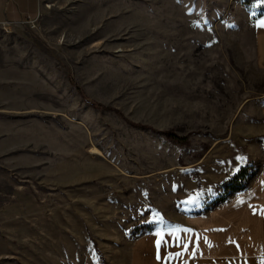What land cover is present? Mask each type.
<instances>
[{
    "label": "rangeland",
    "instance_id": "rangeland-1",
    "mask_svg": "<svg viewBox=\"0 0 264 264\" xmlns=\"http://www.w3.org/2000/svg\"><path fill=\"white\" fill-rule=\"evenodd\" d=\"M263 13L260 0H42L34 20L0 24V264H145L155 236L216 225L264 165ZM243 167L247 187L217 202Z\"/></svg>",
    "mask_w": 264,
    "mask_h": 264
},
{
    "label": "crops",
    "instance_id": "crops-1",
    "mask_svg": "<svg viewBox=\"0 0 264 264\" xmlns=\"http://www.w3.org/2000/svg\"><path fill=\"white\" fill-rule=\"evenodd\" d=\"M41 9L42 0H0V24L16 27L34 20ZM260 21L264 13L256 23L253 57L264 70ZM262 98L254 104L264 113ZM217 215L216 225H205L204 235L179 230L155 236L145 264H264V165L248 188L233 202L222 204Z\"/></svg>",
    "mask_w": 264,
    "mask_h": 264
},
{
    "label": "trees",
    "instance_id": "trees-1",
    "mask_svg": "<svg viewBox=\"0 0 264 264\" xmlns=\"http://www.w3.org/2000/svg\"><path fill=\"white\" fill-rule=\"evenodd\" d=\"M253 0H247V2H252ZM90 104L98 109H103V110H113L115 111L118 115L122 116L123 118H125V120L132 126L135 128H143V129H148L153 131L154 133H157L159 135H163L165 136L171 143L175 144V145H179V146H189L191 144V141L189 140V138L187 136H180L178 135L174 130L170 129V130H166V131H162V130H158L155 129L153 127H150L148 125H144L141 123H136L134 121H131L130 119L126 118V116L124 115V113L118 109L106 106L100 102L97 101H91ZM204 147H207L204 145ZM255 171H251L249 172V168L248 167H243L240 168L238 172H236L229 181H227V185L226 187V192L224 195H222L217 202H222L225 200L226 195L228 192L234 194L237 193L239 191L244 190L248 183L249 180L254 176Z\"/></svg>",
    "mask_w": 264,
    "mask_h": 264
},
{
    "label": "snow or ice",
    "instance_id": "snow-or-ice-1",
    "mask_svg": "<svg viewBox=\"0 0 264 264\" xmlns=\"http://www.w3.org/2000/svg\"><path fill=\"white\" fill-rule=\"evenodd\" d=\"M260 2H264V0H260ZM260 25L264 26V21H260Z\"/></svg>",
    "mask_w": 264,
    "mask_h": 264
},
{
    "label": "bare ground",
    "instance_id": "bare-ground-1",
    "mask_svg": "<svg viewBox=\"0 0 264 264\" xmlns=\"http://www.w3.org/2000/svg\"><path fill=\"white\" fill-rule=\"evenodd\" d=\"M94 153H99V150H97L96 152H94Z\"/></svg>",
    "mask_w": 264,
    "mask_h": 264
}]
</instances>
